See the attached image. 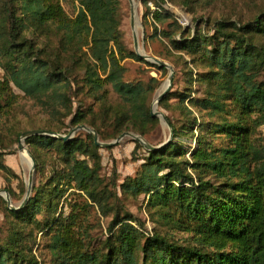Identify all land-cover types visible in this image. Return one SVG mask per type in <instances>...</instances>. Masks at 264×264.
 Here are the masks:
<instances>
[{"label":"trees","instance_id":"obj_1","mask_svg":"<svg viewBox=\"0 0 264 264\" xmlns=\"http://www.w3.org/2000/svg\"><path fill=\"white\" fill-rule=\"evenodd\" d=\"M76 1L79 10L71 18L60 0H0V69L6 78L0 92L12 83L51 113L64 109L67 117L72 114L71 93L86 89L93 100L106 104L108 84L118 98L113 108L107 106L116 133L132 130L144 139L146 129L158 122L148 107L155 88L124 82L121 62L164 69L145 62L124 44L120 0ZM166 1L175 0H140L144 23L149 2L158 9L152 14L155 22L169 19L161 9ZM176 25L179 41L159 34L173 51L190 58L183 59L186 82L194 80L188 65H204L207 72L195 78L204 84L203 98L182 94L171 106L170 86L158 107L178 112L177 118L166 117L172 139L152 151L136 142L146 158L120 190L148 197V212L192 235V243L146 233L140 220L123 211L118 194L111 196L99 177L98 147L90 134L86 141L38 135L26 142L56 147L64 166L41 187L34 186L22 208L10 210L2 201L6 229L0 226V264H264V138L258 134L264 125V14L245 23L215 22L211 36L202 30L188 36L189 31ZM152 27L159 35L156 25ZM79 109L70 123L88 124L99 134V127L88 123ZM47 132L56 134L51 128ZM182 137L195 140L189 157L173 142ZM216 137L222 141L219 147L214 146ZM78 156L90 158L93 165ZM30 157L38 171L33 150ZM0 168L6 169L2 164ZM63 179L66 188L85 198V204L71 206L68 216L58 210L66 192ZM112 187L117 189L116 181ZM8 194L13 200V192ZM90 204L103 216L111 214L101 241L91 236L79 212V206L88 209ZM38 236L47 240L48 263L33 252Z\"/></svg>","mask_w":264,"mask_h":264},{"label":"rangeland","instance_id":"obj_2","mask_svg":"<svg viewBox=\"0 0 264 264\" xmlns=\"http://www.w3.org/2000/svg\"><path fill=\"white\" fill-rule=\"evenodd\" d=\"M139 1L135 0L138 4L137 15L140 26H138L137 35L139 47L146 55L162 60L172 67L173 82L171 83L169 95V104L171 106L178 101L179 96L182 94L190 95V98L202 99L204 84L199 80L196 81L195 78L207 71L201 63H197L198 67H194L193 64L188 65V69L193 72L194 80L190 83L186 82L184 79L186 69H183V59L189 62L190 58L183 53L173 51L169 46L168 39L160 36V32L165 33L168 38L179 41L181 34L177 30L176 24H178L185 32L189 31L187 32L188 36L198 30H202L203 33L211 36L215 22L228 20L230 22L245 23L264 14V0H175L174 2L166 1V3L162 4L161 9L164 11L163 13L170 17L167 20L163 19L159 22H155L152 18V14L157 12L158 9L152 2H149L147 6L150 11L144 23L142 18L146 11ZM60 2L65 13L71 18L75 17L79 10L78 2L76 0H60ZM120 4L123 12L120 26L123 42L129 50L134 51L129 21L130 4L128 0H120ZM152 24L156 25L159 35H154ZM51 42L55 46L53 38ZM121 65L125 68L124 82H141L144 85L151 84L155 88L148 100V107L151 111L155 97L157 94L162 93L163 86L167 82L169 70L163 68L164 71H159L133 60H124L121 62ZM5 80L4 72L0 69V84H2V88H5ZM152 80H155V82ZM7 86L4 92H0V164L6 168L5 170L0 168V191L8 193V190H11L13 192V200L12 198L10 199L14 207L20 206L25 199L31 168V166L29 167L22 161L23 154L18 150V143L23 133L39 130L48 131V128H51L56 131V134L66 136L76 128V126L70 123V120L75 114H78L77 109L80 108L79 111L82 116H85L88 123L93 122L99 127L100 133L98 134L96 129L88 124H81V126H86L91 132H95L100 144L112 143L119 137L115 131L117 123L113 120V115L107 112V106L113 108L118 103V98L108 84L104 88L108 96L106 104L93 100L86 89L83 91L77 90L75 92L76 95L71 93L73 103L72 114L67 117H65L64 109H61L55 115L42 106L40 102L26 96L12 83L7 84ZM74 91L76 89L73 87ZM156 111L169 118H177L176 114H178L173 108L171 111H165L157 107ZM155 118L158 121L157 125L148 127L143 138L146 142L159 146L168 140L170 130L162 124L159 118ZM128 132L135 136H140L132 130ZM87 134L89 133L79 130L70 139L76 138L86 141ZM258 134L264 138V125L258 129ZM194 136H197L195 131ZM183 138L180 140L175 139L173 142L188 151L186 156L189 157L195 149V140L188 139L184 141ZM206 138L210 139L212 137ZM26 139L22 141L24 152H27L30 156V150H33L40 162L38 171H36V166L34 165V184L32 188L34 186L41 187L51 175L59 174L64 166V162L56 147L30 145L26 142ZM221 144V138L216 137L214 139V146L219 147ZM136 145L137 143L134 140L126 137L110 148L97 146L100 166L99 177L103 185L108 187L111 196L115 193L118 194L123 211L129 212L140 220L142 224L140 228L144 232L167 235L180 244L192 243V235L181 232L175 226L165 225L162 220L152 214L151 210L150 213L148 212V197L144 195L131 197L129 194H122L120 185L123 184L126 178H132L136 175L146 158L145 151L137 148ZM78 157L86 160L89 166H92L94 163L90 158ZM115 181L117 184L116 190L112 187ZM61 187L66 189V192L58 210H62L64 216H68L71 214V206L77 205L78 202L85 204V198L83 195H79L81 193L77 190L70 189V187L66 188L64 179ZM2 201L6 203L5 199L0 196V226L6 229ZM90 205L88 209L85 205L84 208L79 206V212L83 215V220L88 221L86 229L91 236L101 241L107 235V225L111 219V214L103 216L98 207L93 204ZM6 207H8L7 203ZM84 210L87 212V215L84 213ZM74 213L76 214L77 211ZM37 239V245L34 247L33 252L40 260L48 263L50 255L46 249L47 240H40V236Z\"/></svg>","mask_w":264,"mask_h":264},{"label":"water","instance_id":"obj_3","mask_svg":"<svg viewBox=\"0 0 264 264\" xmlns=\"http://www.w3.org/2000/svg\"><path fill=\"white\" fill-rule=\"evenodd\" d=\"M129 1V4H130V13H129V21H130V29L132 31V39H133V48H134V51L135 53L142 59H144L145 61L151 63V64H154V65H157L158 67L160 68H165L167 70H169V77L167 79V85H166V88L162 91V93L156 98V100H154L153 102V106L151 108V111H150V114H151V117L155 118H159L162 122V124H164L165 126L168 127V129L170 130V135H169V138L168 140L165 142V144H167L171 139H172V136H173V132H172V129L169 125V122L168 120L166 119V117L160 113V112H157L156 111V108L158 107V103L159 101L167 94L170 86H171V83H172V79H173V69L172 67L167 64L166 62L162 61V60H159L153 56H148L146 55L143 51L142 53H139L138 51V48H139V42H138V37L136 35V33H134V28H135V25H134V22H133V15H134V12H135V7H133V5L131 4V0H128ZM138 5V4H137ZM136 5V6H137ZM79 130H83L87 133H89L92 137H93V140L95 142V144L97 146H100V147H103V148H110L114 145H116L118 142H120L122 139L128 137L132 140H134L135 142L139 143L140 145L143 146V148L147 151H152V150H155V149H158L162 146H159V147H152L150 145H148L144 139H142L140 136H135L133 135L132 133H129V132H125L123 134H121L114 142L112 143H107V144H100L98 142V138H97V135L95 132H91L86 126H79V127H76L74 128L68 135L66 136H62V135H58V134H51L47 131H30V132H25L21 135V140L20 142L18 143V150L19 152H23L24 151V146L22 144V141L28 137H31V136H38V135H42V136H47V137H53V138H56L58 140H62V141H67L69 140L72 135L74 133H76L77 131ZM27 153V152H26ZM28 155V158L30 159L31 161V168H30V173H29V178H28V181H27V192H26V196H25V199L24 201L22 202V204L19 206V207H14L12 204H11V199H10V196L9 194L6 192V191H0V196H2L7 205H8V208L10 210H18L20 208H22L24 206V204L27 202V199L28 197L30 196V193H31V190H32V186L34 184V177H33V170H34V162L33 160L31 159V157L29 156V154L27 153Z\"/></svg>","mask_w":264,"mask_h":264},{"label":"bare ground","instance_id":"obj_4","mask_svg":"<svg viewBox=\"0 0 264 264\" xmlns=\"http://www.w3.org/2000/svg\"><path fill=\"white\" fill-rule=\"evenodd\" d=\"M131 4L133 5V7H135V12H134V15H133V22H134V25H135V28H134V33H136V35H138V26H139V17L137 15V3L135 2V0H131ZM140 27V26H139ZM138 51L139 53H142V50L140 49V47L138 48ZM166 85L167 83H165V85L163 86V89L164 90L166 88ZM162 92V91H161ZM161 93L157 94V96L155 97L154 100H156V98L160 95ZM23 155H22V161L24 163H26L29 167L31 166V161L30 159L28 158V155L26 154V152H21ZM26 165V166H27Z\"/></svg>","mask_w":264,"mask_h":264}]
</instances>
